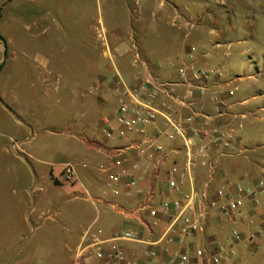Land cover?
<instances>
[{"label":"crops","instance_id":"0c3cea01","mask_svg":"<svg viewBox=\"0 0 264 264\" xmlns=\"http://www.w3.org/2000/svg\"><path fill=\"white\" fill-rule=\"evenodd\" d=\"M2 1L0 166L12 171L17 163L27 179L0 177V264H77L88 230L103 240L122 230L150 243L162 235L169 218L159 216L153 225L139 209L146 203L159 208L191 191L190 183L178 192L167 186L168 171L184 166L186 152L180 138L162 139L164 155L139 159V145L152 149L138 133L123 141L102 136L101 119L114 118L126 86L172 84L171 94L158 90L157 109L166 101L178 119L193 117L199 129L218 128L244 151L225 157L214 149L213 170L197 160L195 188L209 184L213 199L223 189L222 204L237 186L256 190L264 181V0H54L55 10L40 16L46 0ZM19 4L25 17H33L25 31ZM241 66L243 76L236 74ZM181 69L206 70L211 79L200 89ZM243 82L253 89L239 94L235 86ZM164 123L158 117L157 126ZM45 131L57 139L44 146L48 139L38 138ZM155 132L148 126L146 135ZM66 164L75 167L94 200L83 197L79 184L63 181ZM124 168L132 173L131 188L110 178ZM234 230L244 236L235 244L237 262L264 264V222L250 196L242 216L212 210L204 232L158 245L160 258L152 263L172 251L194 258L197 247L210 255L217 244L232 245ZM125 247L129 258L146 259L148 246Z\"/></svg>","mask_w":264,"mask_h":264},{"label":"built area","instance_id":"2783aa9c","mask_svg":"<svg viewBox=\"0 0 264 264\" xmlns=\"http://www.w3.org/2000/svg\"><path fill=\"white\" fill-rule=\"evenodd\" d=\"M188 74L190 80L200 89L204 88L211 79V73L206 70H180L182 77L185 78ZM152 84L143 83L137 89L124 87L118 99L114 118L112 119L108 115L102 117L99 132L108 140L117 138L121 141L126 140L133 133H138L142 137L141 143L148 145L152 151L148 152V148L139 145L136 148V156L141 159L143 155L147 154L151 160H154L157 154L164 155L165 148L161 143L162 139L174 141L180 138L187 160L182 168L177 164L170 168L167 174V186L174 192H178L179 187L185 183H190L193 188L181 199L164 202L159 208L150 203L140 207V211L146 210L148 212L153 225H156L159 216L169 218L164 232L156 242L145 241L138 233L131 230H122L111 240H103L97 233L88 230L83 236L84 241L81 247L78 249L77 264H87L93 258L98 261V264H239L235 244L241 243L244 236L238 230H234L232 233L233 243L231 246L226 247L217 244L210 255L205 249L197 247L194 258L188 253L172 251L167 254L162 263H152L153 260L156 261L160 258V252L156 248L158 245L166 241L170 243L177 239L183 240L186 237L204 232L212 210L219 209L228 216H242L246 196L252 198L254 213L258 214L264 222V204L261 202V195H264V181L257 184L258 189L256 190H245L243 187L237 186L234 195L229 193L227 202L222 204L219 199L226 198L223 189L217 190L216 198L213 199L209 184L204 189L194 187L196 182L194 167L197 160H201L202 166L213 170L214 165L210 159L214 149H217L225 157L240 156L244 154V151L232 141L229 135L218 128L199 129L196 127L193 117L178 119L166 101L161 102L160 109H157L154 104L158 90L171 94L173 85L157 81L152 82ZM140 92L145 95L142 100L139 96ZM229 94L233 96L234 91H230ZM158 117L164 119L163 127L157 126ZM148 126L156 127L155 135L152 138H148L146 135ZM204 140L206 141L204 142ZM61 174L64 182L81 186L83 197L89 200L95 199L81 182L72 164H66ZM110 176L116 185L124 183L127 188H131L135 184L132 173L127 168L121 169L119 172H112ZM113 192L119 194V189H115ZM250 223L253 224L254 220H251ZM127 242L148 246L149 248L143 252L146 259L129 258L125 247Z\"/></svg>","mask_w":264,"mask_h":264},{"label":"rangeland","instance_id":"374dc122","mask_svg":"<svg viewBox=\"0 0 264 264\" xmlns=\"http://www.w3.org/2000/svg\"><path fill=\"white\" fill-rule=\"evenodd\" d=\"M23 1L28 2V0H21L22 3H23ZM2 3H3V1L0 0V5ZM55 5H56V3H55L54 0H46L45 1V5L43 7H41V9H38V15L40 16L43 13V11L46 12L48 8L51 9L52 11H54L55 9H52V7H54ZM28 6H30V4H28ZM28 6L26 8H28ZM17 8H18L17 18L22 20L23 31H25V30H27V28H26L27 25L26 24L30 23L31 20H32L31 18H33V17L27 18V17L24 16V12H23L24 8H23L22 4H19ZM35 14H36L35 12H32V16H35ZM7 17L9 18V17H12V16H9L7 14ZM24 36H25V34H24ZM244 71H245L244 70V66H241L240 68L238 67L236 69V74L239 75V76H243ZM261 80L263 81L262 83H264V79H261ZM235 87H237V89L239 90V92H238L239 94L247 93L248 89L249 90L253 89L252 83H249V82H243L241 84L236 85ZM9 111L10 112H14L15 111L14 107H9ZM56 132H58V131H56ZM245 133H248V130H246ZM45 139H48L47 141H49V144H43L44 146L45 145H50L53 142V140H55L57 138L52 136V135H50L49 132L45 131V132H42L40 134V136L38 138V142H41L42 140H45ZM13 175L17 176L18 178L21 177L22 179H27L26 171L20 172L19 165L17 163H15V165H13L12 171L7 169V168H3V167L0 166V177L1 178H8V177H11Z\"/></svg>","mask_w":264,"mask_h":264},{"label":"trees","instance_id":"16d2710c","mask_svg":"<svg viewBox=\"0 0 264 264\" xmlns=\"http://www.w3.org/2000/svg\"><path fill=\"white\" fill-rule=\"evenodd\" d=\"M1 17H2V6H0V19H1ZM0 39L3 40V37H2V35H1V33H0ZM4 64H5V63H3V64L0 65V69L3 68Z\"/></svg>","mask_w":264,"mask_h":264}]
</instances>
